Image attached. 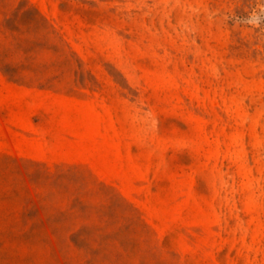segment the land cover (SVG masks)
Masks as SVG:
<instances>
[{"label": "rangeland", "instance_id": "rangeland-1", "mask_svg": "<svg viewBox=\"0 0 264 264\" xmlns=\"http://www.w3.org/2000/svg\"><path fill=\"white\" fill-rule=\"evenodd\" d=\"M0 264H264V0H0Z\"/></svg>", "mask_w": 264, "mask_h": 264}]
</instances>
